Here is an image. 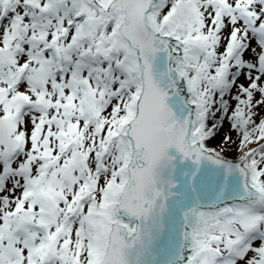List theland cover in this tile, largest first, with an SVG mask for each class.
Segmentation results:
<instances>
[{
  "label": "snow or ice",
  "instance_id": "snow-or-ice-1",
  "mask_svg": "<svg viewBox=\"0 0 264 264\" xmlns=\"http://www.w3.org/2000/svg\"><path fill=\"white\" fill-rule=\"evenodd\" d=\"M0 264H264V0H0Z\"/></svg>",
  "mask_w": 264,
  "mask_h": 264
},
{
  "label": "rangeland",
  "instance_id": "rangeland-1",
  "mask_svg": "<svg viewBox=\"0 0 264 264\" xmlns=\"http://www.w3.org/2000/svg\"><path fill=\"white\" fill-rule=\"evenodd\" d=\"M240 82H244L243 79H241ZM227 131H228V126H227V122H226V123H225V127H224L223 129H221V131L218 133L216 139L213 140V141L211 142V145L216 146V145L219 143V141H220V139L222 138V136H223ZM231 135L233 136V139H236V135H235V133H232ZM211 145H210V146H211ZM235 155H236L235 145H231V148H230V150H229V157L234 159V158H235Z\"/></svg>",
  "mask_w": 264,
  "mask_h": 264
}]
</instances>
